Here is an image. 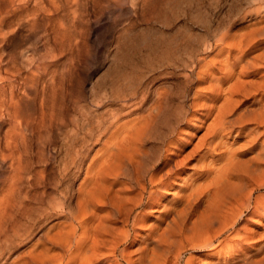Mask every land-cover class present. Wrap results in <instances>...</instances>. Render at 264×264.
Here are the masks:
<instances>
[{
  "label": "bare ground",
  "instance_id": "obj_1",
  "mask_svg": "<svg viewBox=\"0 0 264 264\" xmlns=\"http://www.w3.org/2000/svg\"><path fill=\"white\" fill-rule=\"evenodd\" d=\"M254 4L250 16L259 18L255 24L237 33L223 28L215 42L199 47L217 50L214 58L195 54L185 62L183 77L191 96L177 102L176 94L153 93L149 81L134 84L130 78L129 91L117 98L119 106L97 101L94 111L74 124L69 159L51 189L47 168L31 171L23 132L29 122L18 119L24 90L0 91V116L10 120L12 109L16 115L0 143L1 162L8 166L0 182V239L5 237L0 253L43 232L26 255L10 264H165L172 251L178 261L186 246L213 251L206 264H264V253L258 258L250 249L251 235L237 228L247 218L264 216V194L258 193L264 187V0ZM172 108L171 128L187 126L185 136L175 141L176 151L147 149L152 137L164 138L159 124L172 117ZM202 124L207 131L196 149L181 157ZM249 151L255 154L245 155ZM88 159L75 188L74 177ZM187 168L197 176L174 186ZM169 187L174 189L170 201ZM171 214L172 221L162 226ZM148 221L142 237L146 244L129 251ZM233 241L237 244L230 248ZM258 249L264 251V243ZM185 264H194L193 258Z\"/></svg>",
  "mask_w": 264,
  "mask_h": 264
},
{
  "label": "rangeland",
  "instance_id": "obj_2",
  "mask_svg": "<svg viewBox=\"0 0 264 264\" xmlns=\"http://www.w3.org/2000/svg\"><path fill=\"white\" fill-rule=\"evenodd\" d=\"M255 1L0 0V91L1 94H8L12 88L21 86L26 94L20 105L23 115L18 119L29 122L23 132L31 171L39 172L47 168L46 186L53 188L69 159L71 141L76 135L74 124L94 111L97 101L109 108L119 106L117 98L129 91L130 87L126 88V84L130 78L134 84L142 81L141 78L145 79V83L149 81L147 86L153 93L158 89L176 94L177 102L185 94L191 96L193 90L191 94L188 92L190 86L183 77L185 62L196 55L206 60L214 58L217 50L202 52L199 47L208 41L215 42L223 28L237 33L253 22L255 24L259 18L250 16ZM44 86L47 88L44 89ZM103 109L101 107L99 111ZM174 110L172 108L169 113L171 116ZM11 112L10 120L0 116V143L4 141L11 117L16 116L14 109ZM134 116H124L123 120ZM165 120L158 128L164 132V138L158 140L152 137L146 144L147 149L150 147L149 150L158 152L161 149L158 147L165 146L171 152L176 151L175 141L179 134L185 136L183 133H186L187 126L172 129L173 119L169 122L171 124ZM167 124L168 127L165 126ZM206 129V124L198 127L183 148L181 157L196 149L194 146L200 142L199 138ZM229 140L234 141L233 138ZM97 148V144L92 146L90 156ZM254 152L249 151L245 155L252 156ZM245 155L241 157L247 158ZM88 162L89 159L82 174L74 177L75 188ZM7 169L0 155V182L6 178ZM193 172L190 168L181 171L180 179L175 180L177 183L174 182V186L193 180L197 176ZM183 176L185 180H182ZM173 190V187L166 190L169 201L174 195ZM187 190L181 191V194L189 192ZM258 193L264 194V187ZM159 211H155L153 216ZM171 215L162 222V226L166 227L172 221L174 214ZM150 223L148 221L147 227L133 237L129 251L135 252L146 244L142 237ZM237 228L251 235L250 249L258 258L262 256L264 251L258 248L264 243V216L247 218ZM42 233L19 248L1 252L0 264H10L12 260L26 255ZM185 237L184 245L187 243ZM4 239H0V249ZM230 244V248H234L237 242ZM181 251L178 261L173 258L175 251H172V255L166 257V263L185 264L188 258H193L194 264H206L213 257L210 249L191 250L186 246Z\"/></svg>",
  "mask_w": 264,
  "mask_h": 264
}]
</instances>
